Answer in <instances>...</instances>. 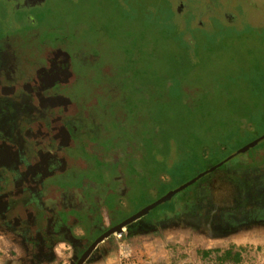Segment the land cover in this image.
Masks as SVG:
<instances>
[{
    "label": "rangeland",
    "instance_id": "obj_1",
    "mask_svg": "<svg viewBox=\"0 0 264 264\" xmlns=\"http://www.w3.org/2000/svg\"><path fill=\"white\" fill-rule=\"evenodd\" d=\"M46 6L51 19L41 35L7 51L25 71L41 66L42 46L71 61L79 94L68 92L78 103L67 123L76 127L73 154L87 165L72 169L77 177L115 181L109 210L121 219L227 159L137 225L172 224L168 248L181 264H264V171L233 166L264 146V0ZM36 116L43 113L25 105L14 119ZM229 247L237 258L223 256Z\"/></svg>",
    "mask_w": 264,
    "mask_h": 264
},
{
    "label": "flooded vegetation",
    "instance_id": "obj_2",
    "mask_svg": "<svg viewBox=\"0 0 264 264\" xmlns=\"http://www.w3.org/2000/svg\"><path fill=\"white\" fill-rule=\"evenodd\" d=\"M46 4L47 0H0V162L8 170L10 182V187L3 184L0 221L30 227L40 223L45 235L72 238L59 217L67 218L68 213L84 206L91 223L85 234L73 238L74 248L81 255L97 236L129 216L116 218L115 212L109 210L115 207L113 204L119 196L120 188L110 187L115 185L114 180L107 187L98 179L88 181L77 177L72 170L86 169L87 165L77 161L73 154L76 127L73 122L67 123L68 117L76 115L78 103L71 101L68 92L79 94L69 58L42 46L38 55L41 66L25 71L20 64L15 65L7 51L10 45L41 35L43 25L51 19ZM206 24H196V27L206 29ZM22 71L24 77H19ZM25 105L29 113L42 112L43 118L36 116L18 122V118L14 119L15 113ZM14 128L18 130L12 134ZM262 158L264 146L253 151L250 159H241L233 166L264 171ZM226 160L215 164L213 170ZM154 213L146 217L151 219ZM146 223L151 225L149 221ZM34 232L38 237L40 232L36 229Z\"/></svg>",
    "mask_w": 264,
    "mask_h": 264
},
{
    "label": "crops",
    "instance_id": "obj_3",
    "mask_svg": "<svg viewBox=\"0 0 264 264\" xmlns=\"http://www.w3.org/2000/svg\"><path fill=\"white\" fill-rule=\"evenodd\" d=\"M0 172L4 175L0 174V197H2L5 189L3 184L6 186L8 184L10 187V182L8 170L3 167L1 162ZM83 207L72 214L68 213L67 218L59 217V221L63 223L65 229L70 231L72 238L61 235H45L43 224L40 223L35 227H30L29 224L14 225L7 220L4 222L1 220L0 264H76L80 256L88 249L80 255L73 245V238H80L82 234H85L91 223L87 220L88 210ZM137 222L134 220L124 227L121 241L115 239L114 233L99 241L81 264H143L141 257L136 259V254L148 259V264H181L180 260H175L174 248L171 250L168 248L171 244L170 240H173L174 237L173 232L167 230L166 227H171L172 224L148 225L150 228L143 230L137 225ZM35 229L38 233L40 232L38 237L35 235ZM126 248L134 253L132 261L121 257L122 250ZM227 250L230 251L229 256L236 253V250L231 247L225 249L224 252ZM204 254L203 252L200 255V260H203Z\"/></svg>",
    "mask_w": 264,
    "mask_h": 264
},
{
    "label": "water",
    "instance_id": "obj_4",
    "mask_svg": "<svg viewBox=\"0 0 264 264\" xmlns=\"http://www.w3.org/2000/svg\"><path fill=\"white\" fill-rule=\"evenodd\" d=\"M246 149V148H245ZM214 169V167H211L210 169H208L207 171H203L201 173H199L196 177H194L193 179H191L190 181H188L187 183L183 184L182 186H180L179 188H177L176 190L170 191L168 193H166L165 195H163L162 197H160L159 199H157L155 202L145 206L144 208L140 209L139 211H137L135 214H133L132 216L126 218L125 220H123L122 222H120L119 224L113 226L112 228L108 229L107 231H105L103 234H101L98 238H96L92 244L88 247V249L80 256V258L78 259V261L76 262V264H81L83 262V260L86 258V256L88 255V253L92 250V248L102 239L112 235L113 233H119V232H123L124 227L129 224L130 222L134 221V220H138L141 216L145 215L147 212H149L150 210H152L153 208H155L157 205H159L160 203L164 202V201H168L170 200L175 194H177L179 191H181L182 189H184L185 187L189 186L192 182H194L195 180L199 179L200 177H202L206 172L212 171Z\"/></svg>",
    "mask_w": 264,
    "mask_h": 264
},
{
    "label": "built area",
    "instance_id": "obj_5",
    "mask_svg": "<svg viewBox=\"0 0 264 264\" xmlns=\"http://www.w3.org/2000/svg\"><path fill=\"white\" fill-rule=\"evenodd\" d=\"M114 236H115V238H121V236H122V232H119V233H114ZM130 252L131 251H129L127 248L126 249H123L122 250V256L124 257V258H127L128 256H129V254H130Z\"/></svg>",
    "mask_w": 264,
    "mask_h": 264
},
{
    "label": "trees",
    "instance_id": "obj_6",
    "mask_svg": "<svg viewBox=\"0 0 264 264\" xmlns=\"http://www.w3.org/2000/svg\"><path fill=\"white\" fill-rule=\"evenodd\" d=\"M177 14H178V13H177ZM229 255H230V251H229V250L225 251L224 254H223L224 257H230ZM232 257L237 258V257H238V253H237V252L234 253V254L232 255Z\"/></svg>",
    "mask_w": 264,
    "mask_h": 264
}]
</instances>
